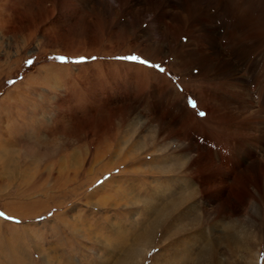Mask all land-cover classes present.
I'll use <instances>...</instances> for the list:
<instances>
[{
    "label": "rangeland",
    "instance_id": "obj_1",
    "mask_svg": "<svg viewBox=\"0 0 264 264\" xmlns=\"http://www.w3.org/2000/svg\"><path fill=\"white\" fill-rule=\"evenodd\" d=\"M99 1L0 0V264H122L158 215L147 203L161 210L199 190L188 175H157V167L184 160L173 153L179 138L232 171L235 181L226 200H232L234 211L216 219L201 198L172 209L139 264L190 259L201 264L207 247L217 249L219 264H264V199L250 200L251 210L246 209L248 179L244 167L234 170L231 159L238 140L199 120L206 119L207 110L210 116L218 112L211 99L218 85L208 79L220 76L204 74L196 65L176 69L173 57L148 60L144 54L161 59L153 46L162 44L167 27L174 36L177 24L157 25L142 8L130 5L122 12L114 0ZM151 3L156 9L162 2ZM233 3L253 14L262 10L264 18V0ZM188 39L182 35L175 50ZM130 56L147 64L126 59ZM226 94L219 92L218 98ZM199 96L206 111L197 106ZM222 108L230 120L233 110ZM232 126L230 120L226 127ZM173 127L172 135H159ZM223 198L217 201L225 203ZM180 216L188 231L174 234L170 223ZM226 233L238 238L229 244Z\"/></svg>",
    "mask_w": 264,
    "mask_h": 264
},
{
    "label": "bare ground",
    "instance_id": "obj_2",
    "mask_svg": "<svg viewBox=\"0 0 264 264\" xmlns=\"http://www.w3.org/2000/svg\"><path fill=\"white\" fill-rule=\"evenodd\" d=\"M158 1L162 3L158 5L156 9L153 7L156 4H152L151 0H114V3L122 12L127 11L130 5H132V7L137 6L142 8L144 14L148 13V17H151L152 22L157 25L164 22H173L177 24L178 30H173L176 33L174 36H172V32V34H170L171 36L168 35L170 28L167 27V25V29H163L162 44L153 46V48L156 49L155 52L160 50V53H162L161 59L156 60L144 54L143 56L145 58L151 61H161L167 57H173L176 69H178L177 65L186 69L196 65L204 74L216 72L220 76L219 78L214 79L209 77L210 79H208L214 86L218 85V87H216L217 89L213 90V95L211 96L212 101L218 105V112L210 116V110L204 107L206 102L199 96L197 97V106L208 112L206 119L199 120L213 123L217 130L231 131V135L233 136L232 139L238 140L233 144L234 146L236 145V147H234V149L231 147L232 151L230 149L232 162L236 165L235 167L232 166L234 170H241L242 167H244V173L249 183L246 186L249 194V199H247L249 203L245 206L246 209L251 210V206H249L251 204L250 200L261 201V199H264V18L262 10L253 14V11L251 12L248 8L244 9L240 7V5L234 4L233 0ZM99 2L101 5L106 4L103 0ZM3 6L4 5H2V7ZM212 7L215 8L213 14L210 13V8ZM10 9L16 11L13 6H10ZM19 12H17V14ZM8 20H5V22H8ZM19 22H21V20H19ZM17 29L20 28L16 27L15 30ZM182 35H187L189 39L186 44H183L181 51H176L175 48L179 45V38ZM170 37H173L172 40ZM205 52H211L210 55H213V57L206 55ZM176 69L174 70L176 71ZM219 92H227L224 100H222L223 98H218ZM175 94L174 96L180 98V94ZM179 105L182 106L181 103H179ZM221 107H230L231 110H233L232 118H230L233 124L232 129L226 127L230 122L228 118L229 113L226 115L227 110L223 112L224 108H222V111H219ZM173 109H175V107ZM182 110L186 112L188 117H193L191 110L186 107L182 108ZM188 117L185 118V120L192 119ZM167 131L169 135H172L177 129L174 127L171 129L163 128L159 135ZM176 137L178 136L176 135ZM185 141L186 140L179 138L178 142H181V144L173 149V153H180V157L184 158V160H176L174 163L170 162V165L157 167V170H160L157 171V175H162L163 173L173 176L188 175V177L193 178L198 183L199 190L180 195L178 198L174 199V203L165 205L161 210L157 208L156 204L150 205V203H147L149 211H153L151 213H156V211H158V215L153 222L144 227V231H142V235L138 240L139 248L130 253L128 252L122 264H139L142 258L144 260L145 252L143 253V248L150 246V243L153 241L155 230L162 225L164 214H169V216H171L172 209H174V211H176V209L179 211L184 205L190 204L192 200L201 198L205 199V201H201L200 204L205 210L211 206L213 213L216 214V219L223 215L229 217L231 215L230 212L232 213L234 211H232L234 205L232 200L229 199L230 201H227V196L231 194L235 181L232 171L219 163L210 161V159H213L212 155L208 160L201 152L194 150L191 145ZM38 142H35V146L41 151L43 145L41 141ZM198 143L197 140V144ZM197 147L200 148V145ZM204 147H202L203 150L208 149ZM46 148L47 147H45L44 155L48 157L51 146L49 149ZM54 149H56V147ZM211 151L213 152L212 149L210 152ZM220 154L222 155V153ZM202 157H204L203 160ZM169 158L171 157H168V159ZM245 161L248 162L246 163ZM246 164L248 166H246ZM225 178L229 180L233 179V183L229 180H224ZM236 192L238 191L236 190ZM222 197H224L225 203H219L217 201V198ZM245 202L247 201L245 200L244 204ZM212 204H215V206H212ZM185 219V216H180L179 219L177 218L176 221L174 220L170 223V226L175 232L174 234H181L184 231H188L187 225L184 222ZM225 236L229 244H232L235 242L234 240L238 238L236 234L232 233H226ZM246 237L247 235H245V239ZM217 255L218 251L216 248L207 247L201 264H209V262L219 264ZM190 261L191 259L187 264H190ZM176 264L182 263L178 261Z\"/></svg>",
    "mask_w": 264,
    "mask_h": 264
},
{
    "label": "snow or ice",
    "instance_id": "obj_3",
    "mask_svg": "<svg viewBox=\"0 0 264 264\" xmlns=\"http://www.w3.org/2000/svg\"><path fill=\"white\" fill-rule=\"evenodd\" d=\"M126 59L132 60V61H138L140 64H147L146 60H139L138 57L136 56H130L127 57ZM61 63H67L68 61H64V60H59ZM79 62H83V61H77V63ZM29 64H32V61H28ZM152 67H155L159 72L163 73L165 71L164 68L160 67L159 65H151ZM201 115H203V113H201ZM0 215H2V213H0Z\"/></svg>",
    "mask_w": 264,
    "mask_h": 264
}]
</instances>
